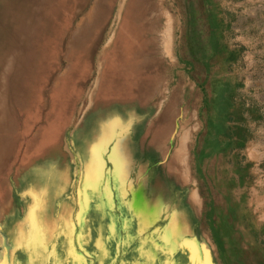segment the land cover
<instances>
[{"label":"bare ground","instance_id":"obj_1","mask_svg":"<svg viewBox=\"0 0 264 264\" xmlns=\"http://www.w3.org/2000/svg\"><path fill=\"white\" fill-rule=\"evenodd\" d=\"M77 1L19 0V7L26 2V12L22 10L16 19L18 26L7 16L6 27L0 34V175H3L0 178V264H8L10 257L9 248L3 244V235L12 231L26 215L29 221L10 240L11 249L29 251L35 248L36 260L60 226L63 230L70 228L75 234L76 225L82 223L89 208V195L93 197L97 189L102 192L107 178L117 183L128 196L141 200L132 199L129 205L130 212L138 219L137 232L146 224V214L156 210L153 203L165 202L163 184L160 186L158 181H153L148 186L138 182L135 166L129 159L133 153L129 145L131 135L136 136L146 123L149 124L155 100L162 98L159 93L154 103L153 97L149 96L143 103L144 108L134 106L145 99L142 91H151L153 87L151 70L155 63L150 60L152 56H143L145 53L149 55L144 51L145 43L150 42L149 35L154 36L157 30L155 24H147L154 4L148 5L151 0L121 1L117 11L119 27L111 32L100 49L95 67L92 57L103 38L112 1L100 0L73 29H69L66 23L70 21V9ZM146 3L151 9L146 8L143 12L147 15L143 23L145 16L141 14L140 6ZM56 22L58 26L60 23L62 27L67 25V30L55 31ZM168 23L164 34L160 35L161 45L166 41L164 52L167 56L170 54L168 40L171 34ZM52 34L55 36L51 37ZM54 39L58 44L53 43ZM56 45L60 49L56 54L59 63H49L45 55H50ZM64 57L69 62L61 65ZM93 69L97 71L96 79L88 92L85 91L87 96L82 101L79 122L72 125L74 106L86 90ZM69 128L71 132L67 133ZM175 131L176 126L172 129ZM187 134L186 131L178 136L174 149L178 165L169 170L172 177L179 173L185 183ZM65 141L76 162L67 158L63 151L61 153ZM109 145H112L110 151ZM105 158L110 169L106 167ZM15 165L20 168L17 175L13 171ZM105 194L106 198H111L112 189L108 188ZM187 197L193 204L198 201L195 191L189 192ZM141 203L145 206V213H142ZM93 208H96L95 203ZM175 208L185 214L186 206L181 202ZM184 214L182 217L178 214L169 216L167 225L156 230L161 231H155L158 240L163 241L151 239L154 252L143 247L138 251L135 245L130 250L144 255L150 264H159L162 256L156 250L178 236L183 238L181 256L184 252L187 254L188 264H210V255L214 258L212 248L204 237L199 236L206 244L200 247L189 240L194 237V229ZM87 232L93 249L100 251L105 258L108 245L99 230H93L92 226ZM58 234L64 239L63 231ZM63 239H59L62 246ZM172 246L168 249L169 254L173 252ZM180 262L178 258L174 264Z\"/></svg>","mask_w":264,"mask_h":264},{"label":"rangeland","instance_id":"obj_2","mask_svg":"<svg viewBox=\"0 0 264 264\" xmlns=\"http://www.w3.org/2000/svg\"><path fill=\"white\" fill-rule=\"evenodd\" d=\"M99 1L78 0L76 4H72L70 21L66 23L70 26L68 28L73 29L72 27L89 14ZM111 1L103 38L92 57L95 67L100 49H103L111 32L119 27L117 11L122 0ZM151 2L148 5L154 4L155 7L152 6L153 10L146 20L148 25L155 24L157 30L154 36L149 35L150 42L145 43L144 48L149 55L145 53L143 57L152 56L150 60L155 63L151 70L154 75L153 87L151 91L143 90L145 99L134 106L140 105L139 108H144L143 103L149 96L153 97L154 103V98L159 93L162 98L155 100L154 114L149 124L146 123L147 126L144 125L136 136L131 135L129 145L131 144L133 153L129 159L132 166H135L133 169L138 182L148 186L153 181H158L160 186L163 184L161 188L165 202L159 205L153 203L156 210L152 214H146V224L137 232L138 219L130 212L129 205L133 202L132 199H138L140 202L141 200L136 196H128L117 183H112L107 178L102 192L97 189L95 197L89 195V208L82 223L76 225L75 234L69 227L63 230L60 226L61 230L59 227L54 232L47 248L39 252L38 260L35 248L29 251L25 248L11 249L10 240L18 229L21 230L29 221L28 215L23 217L12 231L3 235L4 247L10 250L8 264H150L148 258L135 254L130 249L135 245L138 251L143 247L154 252L151 239L158 240L155 231L167 225L169 216L184 214L183 210L175 208L180 202L186 206L184 215L194 229V237L189 240L200 247L206 244L199 236L204 237L213 250L214 258L210 255V264H264V98L250 100L247 105V101L242 99V93L237 91V80L227 75L231 74V71L224 58L229 55L227 46L230 45L228 39L231 36L228 26L224 27L223 22H232V10L228 11V8H232L229 3L234 1ZM25 3L19 7V0H0V34L6 27L7 16L14 19L18 26L17 18L21 16L22 10H25ZM148 5L146 3L140 6V12L144 16L143 12L149 8ZM13 6L16 7L13 9ZM9 7L11 8L8 9ZM259 16L264 20V15ZM145 18L147 15L142 19L143 23ZM167 21L170 22L171 31L168 40L169 56L164 52L166 41L162 45L160 43V35L164 34ZM67 25L62 27L63 24L60 23L58 26L56 22L55 31L64 32ZM54 36L52 34L51 37ZM56 40H53L54 44H58ZM231 44L233 45V42ZM58 52L60 53V49L56 45L50 55H45L47 62L59 63V55L56 56ZM66 61L69 62L64 57L63 63L60 64L63 65ZM96 72V69H93L86 90L74 106L72 125L81 118L82 101L86 100V92L95 81ZM173 125L176 126L175 132H172ZM186 131L188 142L184 158L187 168L185 183L178 176L179 173L172 177L169 170L170 167L178 165L174 149L177 147L178 136ZM70 132L69 128L67 133ZM65 144L63 150L60 149L61 153L63 151L67 158L76 162L66 141ZM111 147L112 145H109V151ZM73 163L72 161V165ZM105 163L107 169H110L111 165L106 158ZM13 171L15 174L17 171L20 173L18 165L13 167ZM2 177L1 174L0 178ZM108 188L113 191L111 198H106L105 192ZM191 191H195L197 195L196 204L191 203L187 197ZM108 201H111V204H108ZM94 203L96 208L92 209ZM141 210L145 213L146 209L142 203ZM218 219L222 221L221 224L217 223L219 234L216 230ZM89 226H93V230L98 229L103 241L108 245L109 251L105 258L100 251L93 249L92 243L88 241L85 231L89 232ZM61 231L64 232V239L58 236ZM159 231L161 230L156 232ZM234 235L237 237L236 245L229 241V237ZM59 239L64 240L63 246ZM182 240V237L174 236L170 242L164 243V247L155 249L162 256V260H158L159 264H174L178 258L182 261L181 264H188L187 254L184 252L181 256ZM158 241L162 243L163 240ZM171 246L173 252L169 254L168 249Z\"/></svg>","mask_w":264,"mask_h":264},{"label":"crops","instance_id":"obj_3","mask_svg":"<svg viewBox=\"0 0 264 264\" xmlns=\"http://www.w3.org/2000/svg\"><path fill=\"white\" fill-rule=\"evenodd\" d=\"M233 1L228 8L232 22L222 21L232 38L228 39L231 46H227L229 55L224 59L231 71L227 75L237 80V91L248 105L250 100L264 98V20L259 16L264 15V0Z\"/></svg>","mask_w":264,"mask_h":264},{"label":"flooded vegetation","instance_id":"obj_4","mask_svg":"<svg viewBox=\"0 0 264 264\" xmlns=\"http://www.w3.org/2000/svg\"><path fill=\"white\" fill-rule=\"evenodd\" d=\"M214 221L216 222V220H214ZM217 223H220L221 224L222 221L220 219H218L217 222H216L217 227L215 226L216 227V230L218 231L217 233L219 234L220 231L218 230V224ZM229 238H230L229 241L231 240V242L235 244L237 237L234 235L233 237H229Z\"/></svg>","mask_w":264,"mask_h":264},{"label":"water","instance_id":"obj_5","mask_svg":"<svg viewBox=\"0 0 264 264\" xmlns=\"http://www.w3.org/2000/svg\"><path fill=\"white\" fill-rule=\"evenodd\" d=\"M148 48H150V46Z\"/></svg>","mask_w":264,"mask_h":264}]
</instances>
